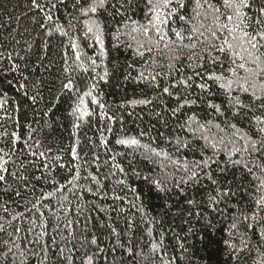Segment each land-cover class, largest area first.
<instances>
[{
  "label": "trees",
  "instance_id": "1",
  "mask_svg": "<svg viewBox=\"0 0 264 264\" xmlns=\"http://www.w3.org/2000/svg\"><path fill=\"white\" fill-rule=\"evenodd\" d=\"M200 3L204 6L197 8L196 0H185L181 14L189 18V23L177 20L172 24V28L182 31L185 37H195L192 41L186 38L182 43H196L197 53L214 42L210 33L226 22L224 15L229 11L221 7L222 0H207V4L200 0ZM261 3L264 0H252V9L246 10L249 17ZM208 4L220 8V11L215 12ZM133 10L129 15L144 23L147 12L145 0H135ZM53 12L61 21L69 12L79 16L72 8V0H68L67 7L57 4ZM41 19L42 14L32 7L31 0H0V53L3 54L0 58V150L11 154L6 157L9 159L8 171L2 173L5 179L0 181V264H87L88 255L93 256L94 264H264V237L260 235L264 228V211L256 209V201L264 196V187H261L264 172L259 167H253L252 173L241 167H229L221 173L219 168L212 166L222 188L232 189L230 197L221 202L215 212L203 207L214 187L206 179L202 178L201 184L191 190L195 199L201 202L200 207L192 208L175 189L164 196L156 190L150 191L147 185L131 175L133 169L157 178L170 175L172 179L168 187H172L181 177L187 178L185 173L171 160L151 156L150 149H165L172 160L187 159L191 164L202 154L213 155V149L206 147L213 142L220 149L216 157L223 166L228 154L234 148L242 147L233 135L234 130L229 127L230 123L248 132L253 139L259 138L258 133H254L258 127L255 117L264 119L260 102H251L248 93L235 90L232 95H239L245 104L251 103L252 111L244 110L238 117L225 111V115L220 117L207 107L204 99H199L196 105L173 116L171 109L176 107L177 101L163 94L162 88L192 75L188 67L192 62L186 59L191 54L189 49L180 48L176 52L161 45V51L154 49L143 59L134 57L132 50L125 46L133 43L135 47L134 42L124 35L129 29L121 26L117 33L119 41L112 34L105 37L109 59L116 65L115 69L109 65L112 74L108 82L98 84L96 95L105 107L101 109L98 104L89 102L88 107L94 114L78 121L80 127L76 128L73 126L77 122L75 117L69 115L73 103L70 94H61V81L66 75L62 53L70 42L65 37H46L38 26ZM120 20L121 17L117 16L115 20L109 19V23L116 24ZM192 26L199 31H191ZM81 28L82 25H77L74 34L82 35ZM169 36L176 40L171 32ZM90 42L80 40L82 46ZM117 43L120 45L118 50L114 47ZM176 47L180 44L177 43ZM84 51L91 53L92 49L84 47ZM67 52L68 65H72L73 53L70 49ZM9 53L20 66L15 72L10 70ZM17 53L24 59H20ZM173 55L181 57L176 62L179 71L174 69L172 78L158 77L160 88L139 78L141 71L146 76L149 73H166L169 57ZM126 62L132 63L134 68L129 70ZM205 65L208 67L207 61ZM216 70L221 69L217 67ZM240 72L244 75L243 70ZM83 77L84 74L80 73L78 82L82 91L85 90ZM199 82L194 77L193 87L187 92L183 86L170 90L182 97L190 93L189 98L195 99L204 95L195 87ZM21 84L25 87L21 88ZM213 92H217L215 87ZM32 96H36L35 103ZM133 100H150L151 103L132 104ZM212 101L227 109V97L222 92H217ZM102 111L114 120L102 117ZM193 114L199 124L204 125L203 128L196 123H187ZM14 132L22 140H27V144L13 146ZM123 136H135L149 148L132 150L115 144V139ZM177 138L188 147L177 151ZM77 140L79 159L71 155ZM103 140H107V146ZM33 151H43L45 157L33 156ZM113 156H116L115 161ZM149 156L151 159H146ZM241 156L250 167L264 163V156L258 154L248 156L241 152L233 159ZM114 164L125 168L128 182L133 187L142 189L144 212L137 211L139 202L119 183L125 176L113 167ZM77 167L80 179L68 184ZM93 175L99 179L100 185L91 180ZM53 181L65 185L63 192L43 198L55 191L57 185ZM117 196L121 198L116 199ZM165 200L170 208L164 207ZM34 203L38 204V210L33 208ZM132 203L137 207H132ZM190 212H201L202 216L198 218L189 215ZM254 212L256 221L251 219ZM21 213L23 215H19ZM203 215L211 220L212 229L205 227ZM14 216L18 218L13 219ZM149 227L152 228V237L147 235ZM93 238L97 239L102 252L90 243ZM225 241L236 245V252L232 255H228ZM153 243L159 244L154 252ZM68 256L71 261L64 259Z\"/></svg>",
  "mask_w": 264,
  "mask_h": 264
},
{
  "label": "snow or ice",
  "instance_id": "2",
  "mask_svg": "<svg viewBox=\"0 0 264 264\" xmlns=\"http://www.w3.org/2000/svg\"><path fill=\"white\" fill-rule=\"evenodd\" d=\"M135 0H72L73 10L79 13V16L73 15L71 12L67 13L66 19L61 21L59 16H55L53 10L57 9V4L64 5L67 7L68 0H47V2H42V0H31V5L34 9L38 10L42 14V19L38 21L39 28L43 31L44 35L48 38L53 36L65 37L69 40V44L66 46V50L62 53L66 73L65 78L61 81V94H70V99L73 101L71 106L70 116L75 117L76 123L74 127L79 128L80 124L78 121L93 115L88 107L89 102L91 104H98L101 109H104V105L100 103L98 96L96 95L98 90V84L102 81L104 83L108 82L110 75L112 74V69H115L116 65L112 64L109 59L110 52L105 44V37L108 34H112L116 41H119L120 36L117 33L120 32V27L129 29L124 35L128 36L133 43H127L125 46L132 50L133 56L143 59L146 53L151 54L154 49L156 51H161V45L164 49L169 51L175 50L180 51V48H188L190 55L186 57L189 63L188 67L191 69L192 75L186 78L182 77L177 83L165 86L162 88V93L167 94L169 97H174L177 101L175 108L171 109L172 115L175 116L177 113L185 108H191L196 105L197 100L204 99L207 107L211 109L217 116L223 117L225 111H229L233 117H238L247 110L252 111V104H245L240 99L239 95L233 96L232 93L235 90L248 93L251 97V102L259 101V107L264 109V3L256 9V12L252 17H249L248 11L252 9V0H222L221 7L228 9V13L224 15L225 23L219 25L216 30L211 31L210 35L214 41L211 44L206 45L205 49L197 53L195 51L197 44L189 43L183 44L182 42L187 38L189 41L195 39L193 36H187L172 28V24L179 20L189 23V18L181 14V10L185 8V0H145V7L147 12L145 14V22L141 23L139 20L133 19L129 15L130 11L133 10V4ZM207 4V0H204ZM197 8L203 7L200 0H196ZM209 8H213L215 12H219L220 8H215L213 5L208 4ZM111 9V11H109ZM248 10V11H246ZM121 17L120 22L116 24H110L109 19L115 20V18ZM77 25H82L80 32L82 35H75L77 30ZM111 29V33H109ZM251 29V30H249ZM191 31H199L195 26L191 27ZM172 33L176 40H172L169 33ZM203 35V33H201ZM91 41L90 43H85L84 46L81 45L80 40ZM177 43L180 47H176ZM201 43V41H197ZM84 47L92 49L91 53L84 51ZM114 47L118 50L120 45L117 43ZM47 49V44H45V49ZM70 49L73 53V63L68 65V52ZM31 50V45H29V51ZM19 57V53H17ZM3 54L0 53V58ZM24 59V57H19ZM7 59L11 62L10 70L15 72L19 69V64L13 60L12 53L8 54ZM181 59L179 55H173L169 57V63L166 65L168 71L166 73H149L148 76L145 72L141 71L138 76L141 80L150 81L152 86L160 88L158 82V77L172 78L173 70L176 69V62ZM207 61L208 67L205 65ZM112 64V69L109 65ZM127 68L129 70L134 68L132 63L126 62ZM251 65V66H250ZM219 67L221 70L217 71L216 68ZM71 68V71L69 70ZM198 69L202 71H198ZM179 71V69H176ZM240 70H243L244 75H241ZM75 73V75H74ZM83 73V83L84 89L81 90L78 82L79 74ZM199 80V83L195 84V87L199 89L203 96L198 95L195 99H191L190 93L185 96L175 94L170 88H176L178 86H183L186 92L193 87V78ZM24 79H27L24 77ZM21 88L25 85L21 84ZM213 87L217 89V92H222L227 97V109H223L222 105L216 104L212 101V97L217 94L213 92ZM259 93V94H258ZM27 95V92L24 93ZM59 102V96L56 97ZM31 100L33 103L36 102V96H32ZM132 104H147L151 103L150 100H133ZM102 117H106L109 121H113L112 116H108L106 112H101ZM187 123L191 125L196 123L200 128L204 125L199 124L196 116L193 114L188 117ZM255 123L258 126L256 133H258L259 138L253 139L248 132H245L241 128H237L235 123H230L229 127L234 130V137L242 145L241 148H234L232 152L228 154L227 159L223 162L221 166V161L217 159L216 153L220 151L217 148L216 143L206 144V147L213 149V155L204 156L201 155L199 160L192 161L191 164L187 159H176L172 160L171 156L165 149H150L151 156L164 157L171 160L172 164L176 166L179 170L183 171L186 175V179L181 177L172 187H168V183L172 179L169 175L167 177H159L153 175H145L140 171L132 170V177L136 180L141 181L144 185L149 187V190H156L158 193L167 196L176 190L177 195L185 197V203L192 208H197L201 206V202L195 199V194L192 193V188L201 184V179H206L210 182L212 186V192L207 195L206 201L203 202V207L206 210L218 211L219 204L225 201L232 194L231 187L221 186V182L213 174V165L219 168L221 173L228 170L229 167H241L245 169L248 173H252L253 167H259L262 172H264V163L249 166L243 157L233 159V156L238 154L246 153L248 156L253 154H258L264 156V119L257 116L255 117ZM219 127V125H217ZM111 131V128L108 129ZM141 136L144 133H140ZM13 146L18 143L27 144V140H22L21 136L17 133H12ZM30 138V137H29ZM206 139V138H205ZM107 140H103V144L107 146ZM171 143V142H170ZM223 143V141H221ZM115 144L124 146L125 148L136 150L139 148H149L148 145L142 144L141 140L135 136H123L115 139ZM79 145V141H76V145L71 149V155L75 159H79L76 147ZM176 150L179 151L181 147L187 148L188 145L181 141L179 138L175 141ZM28 147H32L28 145ZM37 147L39 145L37 144ZM10 153L3 152L0 150V181L5 179L2 173H6L8 168L6 167L9 163ZM33 156L39 155V157H45V153L40 151L39 153L33 151ZM117 155H124V153H117ZM151 156L146 157V159H151ZM59 159V157H57ZM99 159L98 157L96 158ZM115 161L116 156L112 157ZM99 167V165H97ZM113 167L117 168L121 173L124 174L125 179L119 181L121 185H124L135 197V200L139 202V207L137 211L144 212V204L142 200V189L133 187L128 182V173L125 168L120 164H114ZM40 179V177H36ZM80 179V172L75 171L71 180L68 184H73ZM91 180L95 181L97 185H100V181L96 176H91ZM57 185L54 192L47 193L43 198L48 199L56 195L58 192H63L65 185H60L59 182L53 181ZM261 187H264V181L261 182ZM187 189V191H186ZM88 191H91L89 188ZM212 193H215L214 195ZM116 199L121 197L117 196ZM131 203V202H130ZM132 207L136 208V203H132ZM165 208H170L171 205L164 202ZM33 208L38 210V204L34 203ZM257 211H264V196H261L256 201ZM7 211V209H5ZM19 215H23L22 213ZM41 215H43L41 213ZM189 215H195L200 218L202 216L201 212H190ZM18 217L14 216L13 219ZM205 221V227L209 230L214 227L211 220L207 215L202 217ZM246 219H248L246 217ZM253 221L257 220V215L254 212L251 216ZM155 220V217L152 218ZM152 221H149L151 223ZM235 227V225H233ZM2 230V226H0ZM115 231V230H113ZM191 231V229H189ZM117 236L118 233H115ZM149 237L153 236L152 228L149 227L147 231ZM231 235V233H229ZM261 237H264V228L260 230ZM163 237L161 236V241ZM90 243L97 246V251L102 252L97 243V239L93 238ZM227 246L228 255H232L236 252V245L225 241ZM152 251H156L159 247L158 243L152 244ZM183 247V245H181ZM63 248L60 252L63 253ZM131 252V249H128ZM235 258V257H233ZM65 260L71 261V257H65ZM87 264H94L93 256H87Z\"/></svg>",
  "mask_w": 264,
  "mask_h": 264
}]
</instances>
